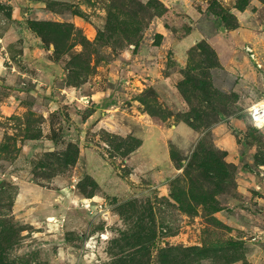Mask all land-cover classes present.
<instances>
[{
	"label": "rangeland",
	"instance_id": "374dc122",
	"mask_svg": "<svg viewBox=\"0 0 264 264\" xmlns=\"http://www.w3.org/2000/svg\"><path fill=\"white\" fill-rule=\"evenodd\" d=\"M260 101L264 0H0V264H264Z\"/></svg>",
	"mask_w": 264,
	"mask_h": 264
},
{
	"label": "built area",
	"instance_id": "2783aa9c",
	"mask_svg": "<svg viewBox=\"0 0 264 264\" xmlns=\"http://www.w3.org/2000/svg\"><path fill=\"white\" fill-rule=\"evenodd\" d=\"M264 103L263 102H256L249 106L247 109V114L250 123L252 126L257 128V124L262 123L261 126L264 127ZM98 210L102 207L101 204L97 205ZM100 211V210H99Z\"/></svg>",
	"mask_w": 264,
	"mask_h": 264
},
{
	"label": "bare ground",
	"instance_id": "6f19581e",
	"mask_svg": "<svg viewBox=\"0 0 264 264\" xmlns=\"http://www.w3.org/2000/svg\"><path fill=\"white\" fill-rule=\"evenodd\" d=\"M261 102H263L264 103V101H261ZM264 105V104H263ZM261 124L262 123H259V124H257V128L259 129V128H263L262 126H261ZM102 238V237H101Z\"/></svg>",
	"mask_w": 264,
	"mask_h": 264
}]
</instances>
